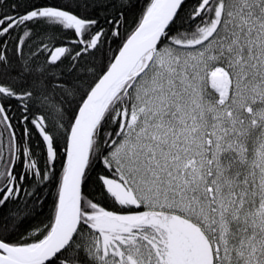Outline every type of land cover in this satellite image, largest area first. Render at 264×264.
I'll return each instance as SVG.
<instances>
[{
  "label": "snow or ice",
  "instance_id": "1",
  "mask_svg": "<svg viewBox=\"0 0 264 264\" xmlns=\"http://www.w3.org/2000/svg\"><path fill=\"white\" fill-rule=\"evenodd\" d=\"M0 264H264V0H0Z\"/></svg>",
  "mask_w": 264,
  "mask_h": 264
},
{
  "label": "trees",
  "instance_id": "2",
  "mask_svg": "<svg viewBox=\"0 0 264 264\" xmlns=\"http://www.w3.org/2000/svg\"><path fill=\"white\" fill-rule=\"evenodd\" d=\"M47 210H48L47 207H45L44 211L47 212Z\"/></svg>",
  "mask_w": 264,
  "mask_h": 264
}]
</instances>
